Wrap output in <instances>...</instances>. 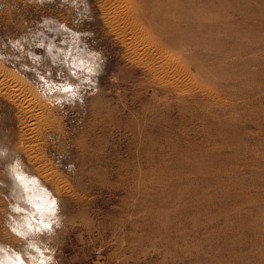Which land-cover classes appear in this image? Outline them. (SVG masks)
Masks as SVG:
<instances>
[{
    "label": "rangeland",
    "instance_id": "rangeland-1",
    "mask_svg": "<svg viewBox=\"0 0 264 264\" xmlns=\"http://www.w3.org/2000/svg\"><path fill=\"white\" fill-rule=\"evenodd\" d=\"M221 12L176 20L190 44L155 74L100 0H0V246L31 262L39 244L48 264H264V0ZM12 170L56 197L52 229L28 230Z\"/></svg>",
    "mask_w": 264,
    "mask_h": 264
},
{
    "label": "bare ground",
    "instance_id": "bare-ground-1",
    "mask_svg": "<svg viewBox=\"0 0 264 264\" xmlns=\"http://www.w3.org/2000/svg\"><path fill=\"white\" fill-rule=\"evenodd\" d=\"M224 2L225 0H100V8L102 10L103 19L107 20L106 22H108L110 27L115 31V33H117L118 36H116L119 37L121 42L123 44L128 45V48H130V52L134 59H136L137 61L141 59L144 60L143 63H145L149 67L148 69L154 71L155 74H160L166 68H164L163 65V63L165 62H162L165 56L164 53L166 52V49L169 50V48H176V45L183 48L185 43L190 44L187 40H185L186 33L184 31L186 30V28H181L183 26L176 27V20H185L186 22L189 21L190 23H193L198 30H200L201 28H205L207 24L205 23V20H223V14L221 11ZM213 9L217 10L216 15H213ZM152 34L158 35V39L155 38L157 42L155 41V44L151 42L152 44H149V46L148 43H146V40L148 38L150 41V36ZM196 40L198 41L197 38L195 39V41ZM168 55H171V53ZM139 57L142 58L139 59ZM171 62L168 63L170 64ZM174 69L176 71L175 67ZM0 73H2L4 76L7 74L6 71L2 68H0ZM3 75L1 76L3 77ZM166 81L167 83H169V86L172 88V90L178 91L179 88L176 89V87H179L180 85H176V83L173 84L175 80H173L172 78H167ZM176 81L178 83V80ZM31 92L33 93L35 91L32 90ZM21 93H18L17 95ZM11 94H13V92ZM15 97L17 96L15 95ZM31 98L27 97V102H30L33 107L36 105V100L33 101L34 99L32 98V100ZM32 102H34L35 105ZM196 102L200 103L201 105H208L206 100L203 102L198 100ZM39 104L37 105V107L39 106ZM42 106H40L41 109ZM32 107L30 106V108ZM29 116L30 121L28 120V129L30 130V132H32L33 128H35L32 127V124L38 121V113L34 111L33 113L29 114ZM33 133L34 132H32V134ZM26 147L27 146L25 145V148ZM29 149H32V147ZM31 153V151L28 152L30 160L36 161L39 159V157L37 159L36 157L32 156L33 154ZM11 172H15L16 174V177H14L15 186H13L15 196L22 197L24 201L28 202V214H26L27 216L23 221L28 223V230L36 233V230L46 229V226L48 225H50L52 229L53 225L51 224V222H53V218L57 216L54 208L56 197L52 198V195L49 196L48 193L44 191V187L42 186V184L39 183L40 181L32 178L31 175L29 177L28 175H25L22 171L12 170ZM25 183L28 184L25 186ZM21 221L22 220H20V222ZM23 231H25V229ZM32 247L36 249V255L30 258L33 261L27 262L23 259L19 252L10 253V251L7 250L4 245L0 246V264H48L47 257L50 255L45 253V251L43 250L44 246H40L39 244H33Z\"/></svg>",
    "mask_w": 264,
    "mask_h": 264
}]
</instances>
